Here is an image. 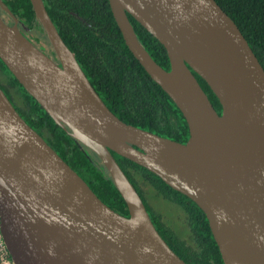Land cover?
<instances>
[{
    "label": "water",
    "instance_id": "obj_1",
    "mask_svg": "<svg viewBox=\"0 0 264 264\" xmlns=\"http://www.w3.org/2000/svg\"><path fill=\"white\" fill-rule=\"evenodd\" d=\"M29 1L60 65L23 36L7 8L13 24L0 17V61L57 126L98 157L128 217L105 205L0 89V227L12 262L186 264L156 230L114 153L197 205L222 264H264V69L235 22L215 0H108L129 52L186 121L189 137L179 143L118 119L43 1ZM128 15L164 47L169 71L140 44Z\"/></svg>",
    "mask_w": 264,
    "mask_h": 264
},
{
    "label": "trees",
    "instance_id": "obj_2",
    "mask_svg": "<svg viewBox=\"0 0 264 264\" xmlns=\"http://www.w3.org/2000/svg\"><path fill=\"white\" fill-rule=\"evenodd\" d=\"M0 1L2 20L8 25L13 24L12 18L3 10L7 8L18 20L19 30L25 38L39 50L53 52L29 0ZM42 1L61 39L75 55L93 89L118 119L162 138L179 143L187 141L189 132L185 119L129 52L108 0ZM215 2L235 22L264 69V0ZM128 17L140 44L160 67L169 71L164 47L131 16ZM195 77L221 114V106L208 85L199 76ZM0 89L19 116L93 193L109 208L128 217L127 208L98 157L57 126L1 61ZM113 156L141 197L156 230L179 258L186 264H222L206 217L194 202L172 190L148 170L114 153ZM150 194L180 211L175 219L185 229L183 237L168 227L171 222L153 211L148 201Z\"/></svg>",
    "mask_w": 264,
    "mask_h": 264
},
{
    "label": "rangeland",
    "instance_id": "obj_3",
    "mask_svg": "<svg viewBox=\"0 0 264 264\" xmlns=\"http://www.w3.org/2000/svg\"><path fill=\"white\" fill-rule=\"evenodd\" d=\"M148 201L151 204L153 211L156 214L161 215L163 218H166L169 222H171V224L168 225V227H172V229L175 231V233L179 237L180 236L183 237L185 234V229H184L183 225L175 219L176 216L180 215V211L178 209L174 208L168 202H166L160 198L153 197V194H150ZM172 223H174V224H172Z\"/></svg>",
    "mask_w": 264,
    "mask_h": 264
},
{
    "label": "built area",
    "instance_id": "obj_4",
    "mask_svg": "<svg viewBox=\"0 0 264 264\" xmlns=\"http://www.w3.org/2000/svg\"><path fill=\"white\" fill-rule=\"evenodd\" d=\"M0 264H14L9 256L0 227Z\"/></svg>",
    "mask_w": 264,
    "mask_h": 264
},
{
    "label": "flooded vegetation",
    "instance_id": "obj_5",
    "mask_svg": "<svg viewBox=\"0 0 264 264\" xmlns=\"http://www.w3.org/2000/svg\"><path fill=\"white\" fill-rule=\"evenodd\" d=\"M3 21H5V20L3 19ZM5 23L7 24L6 21H5ZM42 52L45 53L48 57H50L55 63H57L58 65H60L59 62H58V60H57V58L53 54V52L52 53L51 52H44V51H42Z\"/></svg>",
    "mask_w": 264,
    "mask_h": 264
}]
</instances>
